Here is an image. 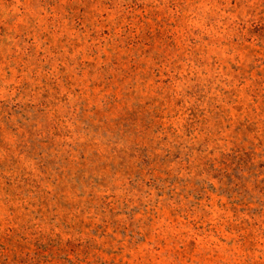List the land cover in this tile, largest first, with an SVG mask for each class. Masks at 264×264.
<instances>
[{"label": "rangeland", "instance_id": "374dc122", "mask_svg": "<svg viewBox=\"0 0 264 264\" xmlns=\"http://www.w3.org/2000/svg\"><path fill=\"white\" fill-rule=\"evenodd\" d=\"M0 264H264V0H0Z\"/></svg>", "mask_w": 264, "mask_h": 264}]
</instances>
